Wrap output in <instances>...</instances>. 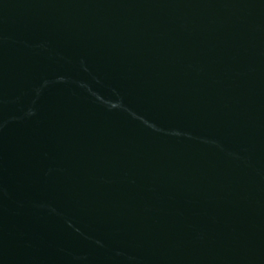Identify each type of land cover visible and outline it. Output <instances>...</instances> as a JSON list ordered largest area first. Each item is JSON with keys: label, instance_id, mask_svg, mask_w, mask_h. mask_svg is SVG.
Segmentation results:
<instances>
[{"label": "water", "instance_id": "water-1", "mask_svg": "<svg viewBox=\"0 0 264 264\" xmlns=\"http://www.w3.org/2000/svg\"><path fill=\"white\" fill-rule=\"evenodd\" d=\"M0 264H264V0H0Z\"/></svg>", "mask_w": 264, "mask_h": 264}]
</instances>
